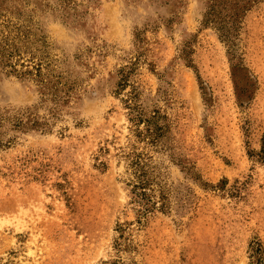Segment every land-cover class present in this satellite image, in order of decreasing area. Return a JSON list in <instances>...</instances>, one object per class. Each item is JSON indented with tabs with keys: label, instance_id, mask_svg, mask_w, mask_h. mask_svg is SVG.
Wrapping results in <instances>:
<instances>
[{
	"label": "rangeland",
	"instance_id": "rangeland-1",
	"mask_svg": "<svg viewBox=\"0 0 264 264\" xmlns=\"http://www.w3.org/2000/svg\"><path fill=\"white\" fill-rule=\"evenodd\" d=\"M207 2L0 0V264H264V0Z\"/></svg>",
	"mask_w": 264,
	"mask_h": 264
},
{
	"label": "trees",
	"instance_id": "trees-1",
	"mask_svg": "<svg viewBox=\"0 0 264 264\" xmlns=\"http://www.w3.org/2000/svg\"><path fill=\"white\" fill-rule=\"evenodd\" d=\"M208 6L207 11L204 16V24L210 25L216 29L219 33V38L225 43H230L231 38L233 37V30L236 28L235 23H237V19L242 14L243 11L247 7L251 5V3L256 2L258 0H207ZM141 114L138 113L137 115V122H144L146 123V135L148 138L154 142L160 135V128H152L150 126V122L154 120L156 117L155 115L150 117L149 120H143L140 117ZM1 146V144H0ZM262 155H259L261 158L264 159V139L262 141ZM144 176V173H141L139 177ZM146 185L143 181H139L138 184L134 185V194L137 197L142 198L145 196V189ZM149 210L147 207L143 209L142 213L147 212ZM259 245L256 247V251H259ZM255 251V252H256ZM256 254V253H255ZM256 264H263L261 259H257Z\"/></svg>",
	"mask_w": 264,
	"mask_h": 264
}]
</instances>
